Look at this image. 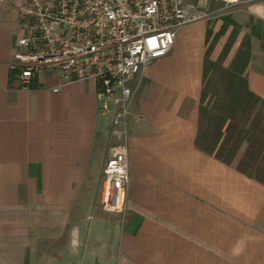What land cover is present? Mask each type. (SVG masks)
Segmentation results:
<instances>
[{
  "label": "crops",
  "instance_id": "1",
  "mask_svg": "<svg viewBox=\"0 0 264 264\" xmlns=\"http://www.w3.org/2000/svg\"><path fill=\"white\" fill-rule=\"evenodd\" d=\"M20 2L0 1V264H264V181L253 164H238L243 143L256 162L264 148L244 137L224 159L199 135L216 67L226 82L211 89L209 114L239 103L224 114L248 128L252 112L249 127L258 121L264 137V0L180 27L168 52L135 76L121 212L98 206L108 120L94 80L59 84L40 70L22 88L7 70ZM237 86L250 95L237 97Z\"/></svg>",
  "mask_w": 264,
  "mask_h": 264
},
{
  "label": "built area",
  "instance_id": "2",
  "mask_svg": "<svg viewBox=\"0 0 264 264\" xmlns=\"http://www.w3.org/2000/svg\"><path fill=\"white\" fill-rule=\"evenodd\" d=\"M238 3L21 0L17 5L21 34L7 70L22 88L28 87L40 70L53 72L59 84L87 79L95 82L97 111L108 120V134L116 142L108 147L101 166L100 205L104 211L121 212L124 208L128 183L126 121L135 76L147 63L168 52L177 29L225 15Z\"/></svg>",
  "mask_w": 264,
  "mask_h": 264
},
{
  "label": "trees",
  "instance_id": "3",
  "mask_svg": "<svg viewBox=\"0 0 264 264\" xmlns=\"http://www.w3.org/2000/svg\"><path fill=\"white\" fill-rule=\"evenodd\" d=\"M227 89H230V87H227ZM231 90V89H230ZM234 94L241 95V96H247L250 95L248 91H246L243 87L237 86L234 88ZM202 95L200 98V105H199V115L206 113L204 108L202 107ZM238 104L235 102H230L226 104L225 107L220 108V113L214 114L215 116H209V123L207 125V130L200 131L199 135L203 137L207 141L209 151H213L217 156L223 157L224 159H229L232 157L234 153V148H224L219 145V143L222 141V139L225 137V141L231 139L232 142L238 143L240 140H242L244 137L247 139L251 138H258V141L260 142V145L262 148H264V137L262 134H255L256 129L260 127L259 122L256 121L255 127L251 126L248 128H243L244 126L240 123V119L234 118L232 116H226L224 113L231 112L230 114L234 115L236 113V110L238 109ZM223 106V105H222ZM223 111V112H222ZM229 114V115H230ZM213 115V114H212ZM215 120V121H211ZM261 128H264L261 127ZM227 134L225 136L224 134ZM238 135H243L242 137ZM206 143V144H207ZM224 143V142H223ZM219 150L218 152H216Z\"/></svg>",
  "mask_w": 264,
  "mask_h": 264
},
{
  "label": "rangeland",
  "instance_id": "4",
  "mask_svg": "<svg viewBox=\"0 0 264 264\" xmlns=\"http://www.w3.org/2000/svg\"><path fill=\"white\" fill-rule=\"evenodd\" d=\"M227 40V33H225L218 41H217V46H216V52L219 54V51L221 50V47L223 45V43ZM217 54V57H215V61L223 66H228L229 63H228V56L226 55L225 58L222 57L220 58ZM209 81L211 83V85L209 84L208 87H207V90H208V93L206 97H204L202 99V107L205 109L204 111L206 113H203L201 114V118H200V122H199V131H205L207 130V125L209 123V116H210V112H212L213 110V107L215 106V103L214 102H211V97H210V93H211V89L214 88V89H217V90H222V87L224 86L225 82H226V77L223 75V72H220L219 69H217L216 67H212L211 68V71H210V76H209ZM222 92V91H221ZM221 104V103H220ZM223 105V104H222ZM256 105V104H255ZM258 105V104H257ZM256 108L253 107L252 108V111L255 110ZM214 112V111H213ZM252 113V112H251ZM250 112L248 113V118H244L242 119V121L245 122V124H248V127L253 124V114H251ZM250 114V115H249ZM247 117V115H246ZM211 121H215V120H211ZM225 136H227V134L225 133L224 134ZM240 137H242L243 135H238ZM225 137L222 139V141L219 143L220 146H222L225 150V148H234L236 149L237 148V145L239 144H235V142H232L231 139H229L228 141L224 140ZM204 140V141H203ZM201 139V143L204 144V147H207L209 142L207 143V141L205 139ZM224 142V143H223ZM102 145H104V148L106 149V155H107V150H108V147L115 142L114 138L108 134V131L102 136V141H101ZM207 143V144H206ZM207 145V146H206ZM255 145H258V144H255ZM246 145H243L240 147V152H243L244 157H239V162L238 164L241 166V167H247L248 165H246L247 163L249 164H253L251 166H248V167H251L255 176L261 178L263 181H264V154L262 155V158L261 159H258V161H254L255 160V156L253 155V153L251 151L248 152V150H244ZM238 149H239V146H238ZM243 149V150H242ZM219 150H217L216 152H218ZM104 155H105V151H104ZM254 158V159H253ZM253 159V161H252ZM104 161V160H103ZM103 164V163H102ZM261 166V167H260ZM261 168V171H259ZM100 185H101V173H100V176H99V203H98V206L101 208V205H100ZM102 209V208H101Z\"/></svg>",
  "mask_w": 264,
  "mask_h": 264
}]
</instances>
